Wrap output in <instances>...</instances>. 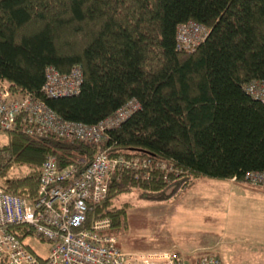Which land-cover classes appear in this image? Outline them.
I'll list each match as a JSON object with an SVG mask.
<instances>
[{"label": "trees", "instance_id": "trees-1", "mask_svg": "<svg viewBox=\"0 0 264 264\" xmlns=\"http://www.w3.org/2000/svg\"><path fill=\"white\" fill-rule=\"evenodd\" d=\"M187 22L207 31L191 51L176 47ZM47 67L78 68L79 92L45 97ZM0 79L85 125L137 103L97 144L28 136L20 122L2 131L0 188L20 198L36 197L49 156L58 168L82 167L101 151L151 162L113 170L87 224L108 218L112 231L125 229L117 201L132 192L175 196L197 178L264 172V103L245 92L264 80V0H0Z\"/></svg>", "mask_w": 264, "mask_h": 264}, {"label": "built area", "instance_id": "built-area-1", "mask_svg": "<svg viewBox=\"0 0 264 264\" xmlns=\"http://www.w3.org/2000/svg\"><path fill=\"white\" fill-rule=\"evenodd\" d=\"M206 35L202 26L183 23L177 27L176 47L191 51ZM80 84L78 68L61 74L47 67L40 92L49 98L72 96L79 92ZM245 92L264 103V80L249 84ZM137 107L136 102L128 101L112 116L85 125L62 119L30 93L11 92L0 79L1 131L13 130L20 122L28 136L51 134L97 144ZM139 166L148 167L151 162L142 161ZM139 166L133 158H111L105 151L82 167L58 168L55 157L49 156L41 164L35 198H20L0 188V264H222L212 255L188 261L171 252H123L111 234L108 218H96L87 224L89 205L105 198L110 173ZM243 179L264 188V172H250ZM33 237L48 244L45 256L36 254L28 244Z\"/></svg>", "mask_w": 264, "mask_h": 264}, {"label": "rangeland", "instance_id": "rangeland-1", "mask_svg": "<svg viewBox=\"0 0 264 264\" xmlns=\"http://www.w3.org/2000/svg\"><path fill=\"white\" fill-rule=\"evenodd\" d=\"M5 142L6 134L0 131V145ZM238 186L242 185L201 177L175 196L165 192L158 198H141L138 191L122 195L117 205H126V228L111 234L127 253L178 251L182 257L188 252L217 256L227 264H264L260 243L247 230L253 219L248 221L239 206L264 202V194L242 195ZM27 242L36 254H47V243L34 237Z\"/></svg>", "mask_w": 264, "mask_h": 264}, {"label": "crops", "instance_id": "crops-1", "mask_svg": "<svg viewBox=\"0 0 264 264\" xmlns=\"http://www.w3.org/2000/svg\"><path fill=\"white\" fill-rule=\"evenodd\" d=\"M228 181L232 183H240L242 186H238V187L239 189H241L240 191L242 195L254 194L256 196H259V194H264V188L262 187L253 186L244 181H230V180ZM239 206L241 207V211L244 213L248 221H250L251 218L253 219V223L252 224L250 223L252 226H250L247 229L248 234L251 235L250 237L251 239H255V241H258L260 243L258 246L261 248V250L264 253V226L263 228L261 227L264 224V202L260 201L259 203H256L255 201L253 202V204L246 203V204H240ZM164 252H168V251H164ZM173 253L182 257L178 251H173ZM185 257L182 258L188 261H192L195 258H197V255H193L188 252L187 254L185 253ZM217 258L221 260L222 264H227L220 257Z\"/></svg>", "mask_w": 264, "mask_h": 264}]
</instances>
